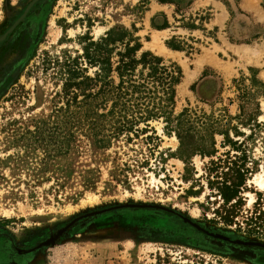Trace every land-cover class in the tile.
<instances>
[{
	"label": "rangeland",
	"instance_id": "obj_1",
	"mask_svg": "<svg viewBox=\"0 0 264 264\" xmlns=\"http://www.w3.org/2000/svg\"><path fill=\"white\" fill-rule=\"evenodd\" d=\"M31 1L0 0V37ZM225 1L229 8L223 0H193L183 16L155 0L34 3L0 43V264H264L263 249L231 243L264 244V38L246 43L264 31V6ZM158 13L170 28L150 27ZM114 27L139 38V53L180 67L173 117L187 110L199 136L216 129L214 156L179 159V141L162 119L105 148L92 144L86 126L75 128L56 60L80 54V37L96 40ZM172 37L191 49L169 50ZM227 152L232 160L244 154L248 169L230 222L209 186L210 170L226 171L210 161ZM126 204L166 210L119 208ZM74 220L54 244L33 250Z\"/></svg>",
	"mask_w": 264,
	"mask_h": 264
},
{
	"label": "trees",
	"instance_id": "obj_2",
	"mask_svg": "<svg viewBox=\"0 0 264 264\" xmlns=\"http://www.w3.org/2000/svg\"><path fill=\"white\" fill-rule=\"evenodd\" d=\"M155 1L174 6V15L183 16V11L193 0ZM223 2L229 8V3ZM230 15H234L232 10ZM150 27L161 31L171 25L164 13H158L151 18ZM182 27L191 30L195 25L184 24ZM258 38H264V31L254 33L246 43ZM80 40L81 53L76 52L74 56L63 54L62 60L57 59L56 64L66 111L74 118L76 129L86 126L87 138L92 144L99 148L109 147L113 139L131 132L140 123L162 119L164 130L173 132L179 141L176 154L179 159L186 162L195 155H215L213 136L218 132L216 129L206 128L205 134L199 136L191 132L189 119L185 117L187 110L173 117L175 88L182 79L178 65L166 64L150 52L139 53L142 47L139 38L123 27H114L96 40L89 35L80 37ZM166 46L177 52L191 49L178 37H172ZM225 156L224 160L210 161L212 167L226 171L210 170L215 173V181L209 186L216 188L222 200V219L230 222L233 207L241 202L240 193L248 169L245 168L244 154L235 160L230 157V152ZM92 184L90 180L86 181V187Z\"/></svg>",
	"mask_w": 264,
	"mask_h": 264
},
{
	"label": "water",
	"instance_id": "obj_3",
	"mask_svg": "<svg viewBox=\"0 0 264 264\" xmlns=\"http://www.w3.org/2000/svg\"><path fill=\"white\" fill-rule=\"evenodd\" d=\"M38 0H33L31 1L27 8L25 9L24 13L21 15V17L16 20L14 22V24L0 37V43H2L6 37L11 34L14 29L19 25V23L24 19V17L26 16L27 12L29 11V9L34 5V3H36ZM120 209L122 208H130V209H135V208H149V209H161V210H166L162 207H158V206H151V205H136V204H126V205H121L119 207ZM184 222L185 223H188L189 225H191L192 227L196 228L197 230L205 233L206 235L214 238V239H218V240H221V241H229V239L227 237H224V236H221V235H215V234H212V233H209L205 230H202L199 226H197L196 224H193L191 223L189 220L187 219H184ZM75 223V220L74 221H71L70 223H68L65 227L59 229L51 238L45 240L44 242L38 244L33 250H37V249H41V248H44V247H48L52 244H54V242L59 238L61 237L65 231L67 229H69L73 224ZM235 245H240V246H245V247H254V248H260V249H263L264 250V244L262 243H259V242H252V241H249V242H242V241H234V242H231Z\"/></svg>",
	"mask_w": 264,
	"mask_h": 264
}]
</instances>
